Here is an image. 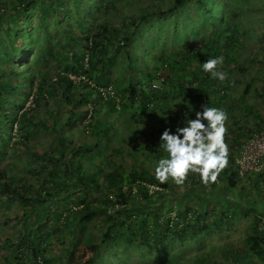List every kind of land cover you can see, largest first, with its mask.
<instances>
[{
    "label": "trees",
    "instance_id": "16d2710c",
    "mask_svg": "<svg viewBox=\"0 0 264 264\" xmlns=\"http://www.w3.org/2000/svg\"><path fill=\"white\" fill-rule=\"evenodd\" d=\"M187 1L194 2L196 9L207 5L205 0H173L166 10L134 17L131 20L133 28L139 26L137 20L153 14L164 15L167 11L171 12L184 6ZM89 2L90 0H0V123L5 124V118L16 113L18 119L15 120L19 123V131L23 129L22 126L31 129L45 126L41 120L34 119L36 116L33 113L34 108H25L28 97H33V89L36 92L34 103L46 102L48 96L56 95L57 91L63 94L65 100L67 95L71 94L72 99L70 103L66 102L67 105L73 102L66 111L65 117L61 115L59 110L61 107H57V112L54 114V118L59 121L56 127L57 141L54 147L37 154L47 159L48 164L31 168L25 176L10 170L12 164H7L0 170L2 180L0 190L15 195L23 207L21 214L15 215V220H23L24 228L27 227L30 213L36 220L35 226L31 225L11 249L8 250L7 245L6 248H1L5 250V256L0 264H40L41 259L46 264H52L45 253L48 247L46 240H50L55 235L57 241L60 239V244H64L65 240L61 237L65 232L69 238V245L62 248V255H59L57 264H102L103 251L110 252L114 246L131 249L132 246L145 244L153 238L162 245L163 240L169 239L172 235L185 245V238L189 237L191 231L206 230L209 227L206 220L209 208L201 206L192 209L185 203L186 198L190 197L189 192L196 189L192 184L197 183L202 187L200 175L189 172L187 178H192L193 181L190 182L187 193H180L178 200L180 205L174 209L175 215H166L168 216L166 217L164 212L172 211L173 207L161 212V206L155 204L156 195L160 191L176 193V185L171 182V178L161 184L155 177V168L160 159L168 157L160 142V135L164 129L169 128L175 132L177 127L186 126V119H194L195 112L203 110L202 105L209 108L213 100L204 86L206 82L211 84L213 91L223 90L221 98L215 101L217 104L227 98L224 90L228 86L227 79L220 88L219 84L214 83L213 77L210 79L207 74L202 77L200 72L204 70L203 65L209 59L225 56L235 60L234 39L229 41V35L224 36L223 43L220 39L221 33L227 29L223 27L225 17L222 15L218 22L210 23L212 28L209 39L202 42L204 44L199 47L200 49L183 52L180 54L181 61L176 57L173 60L164 58L166 61L158 65L161 68L165 67L167 71L178 69L177 65L181 63L187 70V73L185 70L181 73L174 71L169 77L170 81L166 83V88L155 89L149 85V82L156 80V66L153 74L144 71L141 73V78H133L129 75L127 84L122 90L119 89L120 94L112 86L115 94L121 96L120 108H117L113 98L105 99L98 93V88L109 85L104 77L105 72L101 76L96 75L97 84H94L96 87H88L83 82H74L69 77L70 74H88L89 69L99 62L107 66L108 49L105 43L111 39L117 42L115 51L122 48L126 54L129 52L131 31L123 32L124 34L119 36L116 25L107 14V9L112 6L111 3L109 4L108 0H97L88 6ZM96 12L100 13L98 20L92 18ZM71 16L74 17V23L81 31L79 34L71 26H60L65 21V25H68L67 17ZM34 18L35 24L32 22ZM230 18L232 21L227 22V25L231 23L230 27H232L235 18ZM47 22L55 23L56 27L53 25L51 27ZM92 24L96 25L97 30L91 34ZM32 26L37 28L32 29ZM30 29L32 31L36 29L41 33L39 49L43 60L45 58L46 62L47 58L53 57L63 62L64 74L58 73L52 80L47 71H36L32 66L27 65L25 60L22 66L15 63L20 52L28 47L25 42L26 38L31 36ZM59 35H67L64 44L57 40L50 41L53 36ZM89 41L92 45V55H89V69H85L82 60L84 48ZM78 45L81 48L76 47ZM211 48L212 55L207 52V49ZM193 57L198 58L200 62H197L200 65L199 71L189 69L187 66ZM202 58H205V61H201ZM233 66L236 68L235 65ZM104 69L107 70V67ZM94 76L89 77L93 79ZM26 78L28 83L24 85L22 81ZM173 81H177L178 84ZM21 83L22 86L19 87L18 84ZM170 88L178 93L171 97L177 95L175 97L190 105L189 109H173V105L167 101ZM186 90H190L187 95L184 93ZM18 91L22 94L21 97ZM95 93L96 96L93 95ZM9 97H16L18 101L13 104L14 111L3 113L1 103ZM82 104L84 108L80 109L79 105ZM89 105H92V112L89 120L86 121ZM162 108L166 110L162 112ZM46 111L49 112V109L47 108ZM80 115H83L82 125L93 137L92 141L75 142L63 134L62 130L67 127V122ZM118 126L123 128L122 132L117 130ZM251 132L252 130L238 132L235 141L247 138ZM9 135L12 137L11 132ZM23 139L21 145L25 144L26 137L23 136ZM111 143H114L112 154H103L101 149ZM1 145L2 143L0 147ZM95 150L97 151L94 153ZM114 157L118 158V162ZM49 164L52 165L50 168ZM86 168H95V170L89 172L85 170ZM42 171L48 173V178H41L38 173ZM27 177H32L35 185L29 183ZM262 177H264V168L259 173L247 176L254 189L260 188L258 179ZM218 178L223 180L228 188L235 187L238 181L242 180L238 176L233 154H228V165L219 173ZM214 184L215 182H212V185ZM149 185L157 189L151 190ZM60 191H63V196L60 198L64 210L46 214L48 201H60L57 197ZM72 193L75 198L71 200ZM203 199L211 201L213 198L206 196ZM70 202L72 205L68 207ZM211 206L214 207L213 204ZM224 209L217 210L221 213L216 215L217 222L222 217L225 218L222 216ZM97 219L101 220V224H95V221L98 222ZM257 222L258 218L253 221V232L248 236L246 244L248 253L252 256L256 255L264 262V235L257 229ZM157 249L162 248L158 246ZM164 250L167 253V250ZM177 262L176 264H183L181 261ZM196 264L206 263L205 260L200 259Z\"/></svg>",
    "mask_w": 264,
    "mask_h": 264
},
{
    "label": "rangeland",
    "instance_id": "374dc122",
    "mask_svg": "<svg viewBox=\"0 0 264 264\" xmlns=\"http://www.w3.org/2000/svg\"><path fill=\"white\" fill-rule=\"evenodd\" d=\"M96 1L97 0H90L88 6L94 4ZM172 1L173 0H108L109 4L111 3L112 6L107 9V14L111 16L112 23L116 25L120 33L119 36L131 31V42L128 49L129 54H126L122 48L115 51L117 42H115L114 39H111L109 42L105 43V46L108 49V60L106 61L107 66H103V63L99 62L94 65L92 69H89V55H92L90 38L88 45L84 48V57L86 54L88 55L86 64L84 63V58L82 60L84 68L89 69V75L87 73L83 74L88 77L95 75L93 79L89 77L94 85L97 84L96 75L101 76V74L105 72L104 77L108 80V84L113 86L115 91L119 92V89L122 90L130 79L129 75L133 78H141L142 72H152L153 74L157 67L155 72L156 80L149 82V85L156 82L155 84L159 86L157 89H164L167 87V82L170 81L169 77L173 75V72L177 71V73H181L185 68L180 63L177 65L178 69H168L166 71L165 79L159 82L157 81V72L161 66L159 67L158 65L163 64L164 61H166L164 58L173 60L176 57V59L181 61L180 54H183V52L194 51L196 48H199L204 44L202 42L209 39L208 36H210L209 34L211 33L212 28L210 23L218 22L223 15L225 18L224 24H222L223 27L227 29L223 33L220 32L222 34L220 36L222 43L224 42L225 35H234L235 32H237L238 37H243L242 44H238L241 46H238L239 48H237L238 51L241 50V57L234 62L231 61L232 59L222 56L223 64L218 67L219 71L227 73V80L228 77L234 78L233 80H235V84L232 88L228 85L224 89L227 93V99L230 101L232 100V104L236 105V108H243L245 111L249 110L251 107L254 111L255 109L262 110L261 108H264V100H262L264 90H262L260 86H264V0H230L232 1L231 3L240 2V8L231 6V3L229 5L228 0H205L207 5L202 6L199 9L194 7L196 6L194 2L187 1L184 6L171 12L167 11L164 15L153 14L142 20L136 19L139 26L133 28L131 20L134 17L137 18L148 12H156L157 10H166V8L171 5ZM68 4L70 5V3ZM246 5H248V7ZM229 9L233 10L230 11ZM228 11L229 13H234L236 15L227 14ZM99 16L100 13L96 12L92 18L98 20ZM230 17H234L236 22L242 21L243 24L238 25L234 30L233 26L230 27L231 23L227 25V22L229 23L232 21V18ZM32 22L35 24V18ZM67 22L68 25H65V21L60 26H71V28L78 34L81 32L74 23V17H67ZM49 25L51 27L52 25L53 27H56L55 23H49ZM242 26L245 27V30H243ZM34 27L37 28V26H32V29ZM32 29H30L31 36L26 38L25 42L28 47L20 52L19 58L16 59L15 63L18 64V66H22L23 61L25 60L27 65L32 66V69H35L36 71H47L52 80L55 78L56 74H64L65 65L63 62L58 61L53 57L51 59L47 58L46 62L45 58L43 60L40 53L41 49H39L41 45L40 41L42 40L40 38L41 33L36 29L32 31ZM59 30L60 28H58V31ZM96 30V25L92 24L90 27V33L92 34ZM217 33L219 34V32ZM260 33L262 35H259ZM66 36L67 35H59L58 37L53 36L50 41L57 40L64 44L66 42ZM76 47L81 48L79 45ZM207 52L212 55L213 49H207ZM197 59L198 58L195 57L190 59L187 65L189 69L195 71L200 70V65L197 63L199 60ZM204 59L205 58H202L201 61H205ZM130 63H132V67H130ZM233 65H235L236 68ZM106 67L107 70L104 69ZM200 72H202L203 75L207 74L210 79L212 78L211 74L205 72L203 69L202 71L200 70ZM255 72L256 75H253ZM185 73H187V70H185ZM81 74L82 73H80V75ZM176 76L177 75H175V77ZM134 81H136V79H134ZM173 82L178 84L177 81ZM223 82L214 79V83L219 84L220 88ZM22 83L26 85L28 83L27 78L22 81ZM22 83L18 84L19 87L22 86ZM170 89L171 91L169 92L170 95L167 101L170 104L178 105L179 108H186V110L189 109L187 103L181 99L179 101L177 100L175 97L176 95L171 97L175 90L173 88ZM245 89L246 91H244ZM78 90L80 91V89ZM20 91H18V94H20L19 97L22 95ZM32 91L33 97H28L25 108H34L33 113L36 115L34 119L36 121L41 120L45 126L36 127L35 129H31L28 126H22L23 129L19 131V123L16 122L18 115L16 113L5 118V124L0 123V143H2L0 147V170L7 164H12L10 170H13L15 174H22L23 176H25L26 172L31 168L39 167L42 164H48L47 159L37 154H41L43 150H48L54 147L57 141L56 135L58 128L56 129V127L58 126L57 124L59 121L54 118V114L57 112V107H61L59 110L61 111V115L65 117L66 111L69 110L70 105L73 103L71 102V104L67 105L66 102L68 101L70 103L72 99L71 94H68L65 100L60 91H57L56 95H49L46 102L39 101L34 103L36 92L35 89ZM189 92L190 90H186L184 93L187 95ZM222 92L223 90L221 89L210 92L209 95L211 100L217 101L220 99ZM119 94L116 95L120 99L121 96ZM16 97L18 96L16 95ZM16 97H9L8 100H4L1 103L3 113L14 111L13 109L15 106L13 104L20 100L19 97L18 100ZM83 105L84 104L79 105V108L83 109ZM47 108L49 109V112L46 111ZM81 118H83V115L76 117L72 121H68L67 127L62 130L64 131L63 134H65L67 138L73 139L75 142L83 143L86 141H92L93 137L89 131L84 129ZM107 119L109 118L107 117ZM12 121L13 126L11 127ZM46 126H48V128H46ZM117 130L122 132L123 128L118 126ZM9 132H11L12 137H10ZM23 136L26 137L25 144L21 145V141L24 140ZM113 147L114 143H111L107 147L102 148L101 151L106 155L112 154ZM96 151L97 150L93 152L95 153ZM114 159L118 162V158L114 157ZM51 166L52 165L49 164V168ZM85 170L93 172L95 168H86ZM38 174L43 179L48 178L47 172L42 171ZM34 177H36V175H34ZM170 178L171 177H169V180ZM261 179L259 178V181ZM27 180L30 181L29 183L35 185V181H33L32 177H27ZM192 181V178H187L182 185H178L171 178V182L176 185V193L160 191V193L156 195L155 204L161 206V212L162 210H169L170 207H173L172 211L164 212L165 216L173 215L175 211L174 209L180 205L178 202L180 199V193H187L188 186H190V182ZM241 181L243 183H237V186L231 188L232 190L229 194L225 192L224 181L220 178H217L214 185H212V182H209L207 185L203 183L202 187L197 183L192 184L195 185L196 189L189 192L190 197L186 198L185 203L192 209L207 206L209 209L207 210L208 214L206 220L209 227L206 230L201 229L195 232L191 231L189 237L185 238V245L180 239L172 235L169 239H164L162 245L157 239L153 238L145 244L140 243L138 246H132L131 249L114 246L110 252L103 251L102 264H167L168 261L170 262L168 264H176L178 263L177 261H181L183 264H196L200 259L205 260V262L209 259L212 261L213 259L211 258L213 255H211V253L218 254V251H220L224 242H229L231 245L236 247L239 246V248L247 246L246 240L249 234H252L253 232V221L258 218L259 222L260 218L264 216V182H259L261 190H255L248 185V179H242ZM0 182H2L1 179ZM240 185H248L247 190L250 187L247 195H244L246 194L245 188L243 189L244 191L242 190L241 193L239 192L240 189H242L240 188ZM149 188L151 190L157 189V187L153 185H149ZM256 191L259 192L256 193ZM62 194L63 191H60L57 195L60 201H48V211L46 214L50 215L53 211L59 212L64 210V206H62L63 201L60 198L63 196ZM206 196H212L213 199L211 201L206 199L205 201L203 198H206ZM70 197L71 200L74 199V193H72ZM227 200H231L232 203L233 201H236L237 204H241L242 210L239 207L237 208V204L235 203H233V205H236L235 207L227 209L225 203ZM220 203L221 206L225 208L223 211L224 215L222 216L227 217L228 213L231 212V221H226V218L222 217V219L217 222L216 215H221L220 211L217 212L221 207ZM211 204H213L214 207L211 206ZM71 205V202L68 203V207ZM22 209L23 207L15 195L0 190V261L3 260V257L5 256V250L1 248H6L5 245H7V249H11L31 225L35 226L36 220L35 217H32V213L29 214L26 228L23 226V220H15V215H20ZM237 217H239V220H237ZM97 220L98 222L95 221V224H101V220ZM214 222L217 223L215 224ZM51 228L53 227L51 226ZM62 235L61 238H64L63 240H65L64 244H60L61 240L59 239V241H57L58 239H56L57 236L55 235H53L50 240H46V242H48V247L45 253L48 256L47 258H50L52 264H57L59 262L58 257L59 255H62V248L69 245L67 233L65 232ZM208 244L211 245V249H209ZM158 246L162 249L158 250ZM164 249L167 250V253H165ZM28 252L30 253V251ZM166 254H168V256ZM245 261H248L250 264H257L259 262L264 264V262L256 255L249 257L248 259L235 257L224 264H244ZM39 262L40 264H46L42 259Z\"/></svg>",
    "mask_w": 264,
    "mask_h": 264
},
{
    "label": "clouds",
    "instance_id": "9594fccd",
    "mask_svg": "<svg viewBox=\"0 0 264 264\" xmlns=\"http://www.w3.org/2000/svg\"><path fill=\"white\" fill-rule=\"evenodd\" d=\"M223 57L207 60L203 67L214 79L223 82L227 73L219 71ZM194 119H186L184 127L175 132L165 128L160 135L161 146L168 153L159 160L155 177L164 184L169 177L182 185L189 172L198 173L204 184L215 182L219 173L228 165L229 147L225 142L227 114L217 108L201 106Z\"/></svg>",
    "mask_w": 264,
    "mask_h": 264
},
{
    "label": "crops",
    "instance_id": "0c3cea01",
    "mask_svg": "<svg viewBox=\"0 0 264 264\" xmlns=\"http://www.w3.org/2000/svg\"><path fill=\"white\" fill-rule=\"evenodd\" d=\"M231 2L232 1L228 0L229 5H230ZM231 6L240 8L241 7V3L240 2L239 3H237V2L236 3H231ZM246 6L248 7V5H246ZM229 10L232 11L233 9H229ZM227 14L236 15L234 13H229V11L227 12ZM240 22L239 21L236 22V20H235L234 26H233L234 30H235V28H237L238 25H242L243 24L242 21H240ZM243 30H245V27H243ZM259 35H262V34L260 33ZM242 38L243 37H238L237 32H235L234 35H229V37H228L229 41H231L232 39H234V41H235V43H234L235 49L233 50V58L235 60L232 59L231 61L236 62L237 59L241 57L240 51L237 50V47H238L237 45L239 43L242 44ZM253 75H256V72ZM204 76L205 75L202 74V77H204ZM233 79L234 78H229L228 77V85H230V88H232L234 86V84H235V80H233ZM204 86L206 87V91L208 92V94H210V92H213V87L211 86V84L206 82ZM260 87H261L262 90H264V86L263 85H261ZM174 94H178V93L176 91H174L172 95H174ZM177 100L179 101L180 98H177ZM262 100H264V92H263ZM215 101H212L210 103L209 108H213L214 107V108H217V109H221L227 114L228 119L225 122V126L227 128V132L225 133L224 139H225V142L227 143V145L229 147V154H233V156L235 158V156L237 154V151H238V148H239V146H240V144H241V142L243 140V138H240L237 141H235L237 133L238 132H242V131L247 132L249 130L250 131L251 130L254 131V130L264 126V108H261L262 110L255 109V111H254V110L251 109L252 108L251 107L249 110L245 111V109L243 110V108L242 109H240L239 107L236 108V105L232 104L233 101L232 100L230 101L227 98H225L224 101L220 102L219 104H217ZM172 105H173V109L174 110L182 109V108H179L178 105H174V104H172ZM187 107H190V105L187 104ZM165 110L166 109L163 108L162 112H164ZM263 178L264 177H262V179L260 178L261 180L259 182L263 183L264 182ZM247 179L248 178L246 177V180ZM238 183H243V182L240 180V181H238ZM248 185L251 186L250 183ZM236 186H237V184H236ZM243 186L244 185H240V188H242ZM232 188H234V187H232ZM231 190H232L231 188H228V187L225 186V192H227L229 194V193H231ZM245 190L249 191L250 187H249L248 190L247 189H245ZM255 190H261V189L259 188V189H255ZM239 192L241 193V191H239ZM257 192H259V191H256V193ZM244 195H247V193L244 194ZM221 197H224V196H221ZM225 203H226L227 209L230 208V207H235L236 205H233V203L237 204L236 201H233V203H232L231 200L230 201L227 200V201H225ZM223 205H224V203H223ZM220 206H221V203H220ZM222 207L223 206H221L220 208H222ZM238 207L241 208V204L238 203L237 204V208ZM223 209H224V207H223ZM241 210H242V208H241ZM229 211H231V210H229ZM231 216H232V213L231 212L228 213V216L227 217L225 216V218H226L225 220L226 221H231ZM237 220H239V217H237ZM208 245H209V249H211V245L210 244H208ZM218 252H219L218 254L210 252L211 255H213L212 258H211L213 260L211 261L209 259L205 263L206 264H224V263L229 262L230 260H232L235 257L236 258L243 257L245 259H248L249 257H252L251 253H248L247 246H242V247L239 248V246L236 247L234 245H231V243H229V242H224L222 244V248H220V251H218ZM244 264H250V263L248 261H245ZM251 264H253V263H251ZM257 264H263V263L259 262Z\"/></svg>",
    "mask_w": 264,
    "mask_h": 264
},
{
    "label": "built area",
    "instance_id": "2783aa9c",
    "mask_svg": "<svg viewBox=\"0 0 264 264\" xmlns=\"http://www.w3.org/2000/svg\"><path fill=\"white\" fill-rule=\"evenodd\" d=\"M88 60V55L84 57V63L86 64ZM71 75V76H70ZM69 77L74 80V82L86 83L88 87H94L92 80L85 76L84 74L72 75ZM166 76L165 67L159 69L157 72V81L161 82ZM153 82L150 84L151 88L157 89L159 86ZM96 87V86H95ZM98 93L103 98L111 97L115 100L116 107L120 108V101L118 96L115 94L112 86L100 87L97 89ZM93 95H97L96 93ZM92 112V105L88 107V114L86 115V121H88L89 116ZM235 167L237 169L238 176L241 179H246L250 174L259 173L264 168V126L254 130L250 133L247 138H244L238 148L237 154L235 156ZM243 188L247 189L248 185H244ZM175 213V212H174ZM173 213L172 216L175 214ZM257 229L264 235V216H262L257 224Z\"/></svg>",
    "mask_w": 264,
    "mask_h": 264
}]
</instances>
